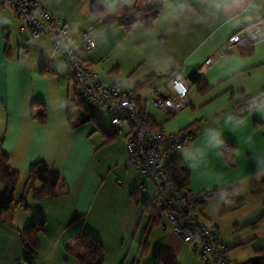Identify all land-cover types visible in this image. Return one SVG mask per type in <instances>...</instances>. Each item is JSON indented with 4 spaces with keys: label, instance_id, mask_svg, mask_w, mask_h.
Segmentation results:
<instances>
[{
    "label": "crops",
    "instance_id": "0c3cea01",
    "mask_svg": "<svg viewBox=\"0 0 264 264\" xmlns=\"http://www.w3.org/2000/svg\"><path fill=\"white\" fill-rule=\"evenodd\" d=\"M71 1L62 7L48 1L41 3L65 21L75 35L86 30L98 39L104 29H115L105 40V53L103 43L96 41L94 50L86 54L77 34L80 56L94 66L93 61L101 56L109 59L114 52H121L123 60L131 66L126 71L129 75H120L114 70L105 77L99 72L102 79L121 82L127 77L132 89L137 82L150 77L137 95L141 97L145 113L160 124L167 135L164 145L168 140L180 139L186 132L192 134L184 148H178L168 157H179L188 167L191 192L198 194L205 188L216 190L240 185L234 199H228L236 202L245 184L251 191L250 181L264 179V93H261L264 90V28H261V25L264 27V0H163L150 29L138 24L130 31L118 25L104 26L89 12L74 25L80 13L76 6L85 11L88 3ZM147 1L139 0L137 4ZM103 2L111 10L122 0ZM70 5L74 6V11H70ZM6 8H0V141L12 167L21 172L22 191L19 189L17 195L23 192L27 171L36 161H44L58 172L63 184L57 186L58 196L52 199L34 201L29 194L27 210L14 209L11 224L0 219V264H78L77 258L66 252L65 245L68 236L81 226L102 242L103 264H119L122 257L132 251L135 258L148 218H144L141 207L129 197L133 178L126 168L124 139L117 137L101 146L103 137L93 125L84 123L74 129L69 126L65 111L76 104L71 98V83L76 95L77 87L69 70L60 63V56L52 50V36L32 38L15 12L12 11V16ZM16 19L21 22L18 29ZM237 33L243 34L242 41L231 52H225L228 38ZM111 40L112 47L108 50ZM247 42H252L253 52L241 56L237 48ZM119 45L121 50L117 49ZM7 47L10 57L6 56ZM42 67L51 71L41 73ZM193 72L208 84L206 92L196 91V84L189 79ZM175 74L189 81L186 83L190 104L169 119L164 114H148V99L140 95L142 88L153 83L150 88L154 94ZM160 77L163 79L155 80ZM164 92L171 91L166 87ZM254 96L256 99L247 113L238 108L237 102ZM43 108L47 121L40 124L31 112ZM192 124L190 131L180 132ZM223 143L236 146L230 161L221 151ZM92 159L95 162L90 166ZM2 191L0 188V193ZM232 193V190L219 191L212 196L224 195L227 200L226 196ZM206 199L199 203L203 204ZM243 204L238 201L229 209H238ZM198 211L202 214V208ZM74 212L82 214L81 218L69 224ZM209 216L217 222L220 220ZM39 218L46 221L45 231L39 237L40 250L25 261L18 230ZM236 220L256 228L250 229L245 241L261 239V244L256 245L258 249L252 247L254 257L258 256L256 250L264 249V195L263 202L250 215L238 216ZM160 225L162 228L156 229ZM158 226L149 234L151 237L152 231L155 233L154 245L153 240L148 242L149 250L155 252L153 264L156 254L173 255L178 260L183 249L190 247L195 252L191 245L181 241L171 226ZM219 238L223 241L220 235Z\"/></svg>",
    "mask_w": 264,
    "mask_h": 264
},
{
    "label": "built area",
    "instance_id": "2783aa9c",
    "mask_svg": "<svg viewBox=\"0 0 264 264\" xmlns=\"http://www.w3.org/2000/svg\"><path fill=\"white\" fill-rule=\"evenodd\" d=\"M3 7L14 10L32 38L52 36V50L60 56V63L76 82L80 101L87 107L110 113L111 132L125 141L126 162L151 181L150 186L145 183L140 186L141 193L150 195L149 203L168 221L171 230L198 252L203 263L232 264L228 247L220 240L216 225L204 221L196 210V204L211 196L212 190L205 188L195 194L188 187L180 189L165 168V159L187 145L192 134L186 132L180 139L168 140L164 145L167 135L162 129L148 127L130 91L123 83L104 81L88 62L83 61L76 35L69 31L65 21L44 8L40 0H0V8ZM261 28L264 27L261 25ZM241 34L228 38L225 52H231L242 41ZM80 37L83 51L90 54L95 48L93 38L86 31L81 32ZM166 87L171 92L165 93ZM153 104L159 112L170 115L187 107L189 86L183 77L173 75L167 85L155 92Z\"/></svg>",
    "mask_w": 264,
    "mask_h": 264
},
{
    "label": "trees",
    "instance_id": "16d2710c",
    "mask_svg": "<svg viewBox=\"0 0 264 264\" xmlns=\"http://www.w3.org/2000/svg\"><path fill=\"white\" fill-rule=\"evenodd\" d=\"M84 1L88 3L89 15L94 20L99 21L104 26H121L125 31L132 30L138 24H141L146 29H150L153 26V23L157 15L160 13L163 5V0H148L144 4H137L139 0H122V2L116 4L113 7L112 14H110V7L106 5L103 0ZM9 9L14 12L13 9ZM237 51L241 54V56L251 55L253 52L252 42H247L243 46H238ZM6 56L10 57L9 47L6 48ZM82 59L84 62H88L84 58ZM114 70L117 71V69L114 68L110 70V72ZM48 71L51 70H48L45 67L41 68V73H46ZM150 79L151 78L148 77L140 82H137L132 89L127 90L130 91L131 96L134 98L137 105L139 106L141 113L146 117L148 127L151 130H158L162 129V126L160 124H157L152 117L148 116L145 113V110L140 102L141 97L137 95L141 87H144ZM189 79L192 83L196 84V91L198 93H204L209 89L208 84L203 79H200L197 73L193 72L189 76ZM261 93H264V90ZM255 99L256 96L247 98L241 102H237V106L241 111L247 113L253 106V102ZM164 115L167 119L171 118L172 116L170 114ZM31 116L36 119L40 124H45L47 121V114L44 108L38 112L33 110L31 112ZM65 116L67 122L69 123V126L72 129L77 128L84 123L93 121L95 129L100 131V134L103 137V145L117 138L116 134L111 132L110 124L109 127L104 125L102 121L97 118V114L94 109L85 106L80 101V99L74 106L68 107L66 109ZM192 126H194V124L189 125L180 132L190 131ZM235 149L236 146L231 143H223L221 145V151L225 159L228 161H230V157L232 156ZM165 168L170 178L180 189L188 187L190 171L179 157H172L166 160ZM20 176V171L17 168L12 167V165L10 164L9 157L6 151L3 149L2 143L0 141V182L4 185V190L0 193V219L8 222L9 224H11L13 221L15 209L13 203L16 199L15 190L20 181ZM60 183L63 184V179L58 172L51 170L44 161H36L30 165L27 171L25 188L20 194V196L16 199V204L19 205L22 209L27 210L28 205L25 201L27 195L29 194L31 195L32 200L34 201H40L45 198H55L58 196L57 186ZM143 183L144 182L137 184L129 192V197L134 201V203L141 207L142 213L148 218L139 245L140 256L145 255L149 251L148 236L151 230L157 227L162 222V215L160 214V212L155 210L149 202L141 203L139 200V194L141 193L140 186ZM37 184H39L38 187ZM249 185L251 186V188H253L250 191L251 194L256 195L264 190V179L261 182H257L254 180L250 181ZM240 187V185H236L224 189L212 190L211 196L213 194L218 193L219 191L221 192L232 190L233 193L231 195H227L226 198L234 199V193H236L240 189ZM221 208V212H224L225 210L222 207V204ZM81 215L82 214L78 212H74L70 216L68 223L70 224L75 222L76 219L81 218ZM45 225V219L39 218L36 221L24 226L22 229L18 230V234L24 248L25 261L38 254L40 250L39 237L40 234L45 231ZM65 250L68 254H71L77 258L78 264L104 263L105 253L102 242L97 239L93 234H91L88 230H86L83 226H81L68 236L67 243L65 245ZM256 254L258 256L250 258L247 261L238 264H264V249L256 250ZM154 264L178 263L173 255L156 254L154 255Z\"/></svg>",
    "mask_w": 264,
    "mask_h": 264
},
{
    "label": "rangeland",
    "instance_id": "374dc122",
    "mask_svg": "<svg viewBox=\"0 0 264 264\" xmlns=\"http://www.w3.org/2000/svg\"><path fill=\"white\" fill-rule=\"evenodd\" d=\"M40 1H42V3H44L45 1H48V2H50L56 6L58 3V4H60L58 7H62L64 4L66 5L67 3L72 2L71 0H40ZM74 2H75V0H74ZM77 2H81L83 5H86L84 0H82V1L77 0ZM76 8L80 11V13L76 16L77 17L76 20L73 21L74 25H77V23H80L82 21V19H84L85 16L87 15V14H85V12L86 13L88 12V11H86V10H88V8H85V11L80 10V7L78 5L76 6ZM69 9H70V11H74L75 8L73 5H70ZM5 10H6V12H8V14H11L12 16L14 15L12 10L7 9V8ZM111 10L109 12L110 14H112ZM81 11H83V12H81ZM18 20L16 19L17 29L19 28L20 23H21ZM114 30L115 29H113V28L111 30L104 29V31H102L100 33V37L98 39L95 37L93 38V36H91L93 38V40L95 39L94 42L97 41V43H100V44L103 43L101 46H102V50L104 53L107 52L105 40L110 36L111 32H113ZM83 31L84 30L80 31V33H77V34H81V32H83ZM78 38H80V35L78 36ZM111 42H112V40L109 42L108 50H110V48L112 47ZM118 42L120 44V40ZM117 49L121 50V46L119 45ZM115 55H116V58H114ZM101 57H102L101 59L93 61L94 66H92V68L95 71H98V73L100 72L103 76L106 77L107 73L114 67L120 72V75L123 73H126V74H124L125 76L129 75V72L127 73L126 71L129 67H130L129 69H131V66L128 64V62L125 59L123 60L121 52L118 54H116L114 52L113 55L109 59H107L105 56H101ZM116 63H118L120 66L116 67L118 65ZM136 64H133V66L136 67ZM138 71H140V70H138ZM159 79L161 80V79H163V77L156 78L155 80L157 81ZM185 82H187L189 84L188 80L187 81L185 80ZM120 83H123L125 88L129 89V87H131L129 79H127V77L124 78ZM71 84H72V88H74V83L72 82ZM152 84L149 83L146 88H142V90L140 91L142 94L140 93V95H142L144 99H148V101L146 103V111L148 114H150V115L151 114L152 115H161L163 113L159 112V110L154 106L153 101H152V99L155 95V93L153 94V90L150 88V87H152ZM72 88H71V98H72V101L75 100V102L77 103L79 98L76 95V93L73 92ZM94 111L97 114V118L100 121H102V123L104 125L109 127L110 114L106 113V112H104L98 108H95ZM87 123L91 124L95 127L93 121H90ZM98 133L100 134V131H98ZM101 146H103V144H101ZM178 153H179V150L177 151L176 154H178ZM165 160H168V158H166ZM94 162L95 161L92 159L90 161V166ZM125 163L128 165V166H126V168L128 167L127 169H129L130 173L132 174L133 187H135L138 184L139 179H140V183H141V181H145L148 186L151 185V181L146 176L139 174L135 170L134 167H132L131 165H129L126 162V160H125ZM87 165H88V162H87ZM87 165L85 166V168L83 170V174L85 173ZM262 180L260 179L259 182H261ZM21 182H22V180L19 181L17 188H16V191H15V193H16L15 198L16 199L20 196L17 194H18V190L19 189L21 190ZM244 186L245 187L241 188V190H240L241 192L237 196L236 202L235 201H233V202L228 201V199L226 200L223 198L224 195H223V197H221L220 194H218V195H214L212 197H209L208 199H206V201L203 204H201V203L196 204V210L197 211L202 208V214L201 215H202L204 221H206L210 224L216 225L220 237L222 238L223 242L228 247V257H229L232 264L242 263V262H245L248 259L254 257L255 253L253 252L252 247H256L257 243L261 244L260 243L261 239H259L260 241L259 240H257V241L251 240L248 242H247V240L245 241V237L248 234V232H250V229H252V231H253V230H256V228H254V227L251 228L252 226H250V225H243L240 221L236 220V217L242 216V215H248V214L250 215L253 212V210L256 208V206L263 202L264 190H263V192L261 191L260 193H258L259 195L252 196L249 194L250 190H249L247 184H245ZM0 188L2 190H4V185L1 182H0ZM207 189H210V188H207ZM250 189H253V188H250ZM261 194H263V195L261 196ZM16 199L13 203V206L15 207V209L18 210L20 206L16 204ZM150 199L151 198H150L149 194H142V193L139 194V200L141 203L142 202H149ZM218 201H222L223 203H219ZM238 201H240V202L243 201L244 202L243 206H241L238 209H231L230 210L229 208L231 207V205H235ZM221 204H222V207L224 206L223 207L225 210L224 212L223 211L221 212V209H222ZM239 209H241V210H239ZM209 215H214L215 217L219 218L220 220L217 222L215 219L211 218V216H209ZM144 218H147L146 215L144 216ZM160 224H163L167 227L170 226L168 221L164 217H162V223H160ZM161 226L162 225L158 226L156 229H161L162 228ZM156 229H153V230H156ZM154 237H155V233H154V231H152L150 239L148 238V242H150L151 240L154 241L152 245H154V243H155ZM239 239H242L241 241H243V242L240 243ZM258 247L262 248V246H258ZM255 249H258V248L256 247ZM138 253H139V251H138ZM138 253H135V258H134V252L133 251L131 253H129L128 256H126L127 255L126 254L119 261V264H153L152 257H153V254L155 252L152 253V251L149 250L143 256L138 255ZM68 257L71 258L70 256H68ZM177 263L178 264H205L201 261L198 252H193V250L190 247H188L187 249H183L181 251V254L178 256Z\"/></svg>",
    "mask_w": 264,
    "mask_h": 264
}]
</instances>
